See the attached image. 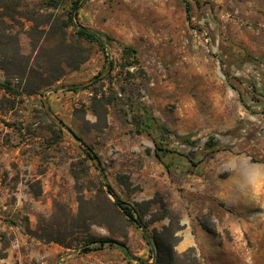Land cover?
<instances>
[{
  "label": "rangeland",
  "instance_id": "obj_1",
  "mask_svg": "<svg viewBox=\"0 0 264 264\" xmlns=\"http://www.w3.org/2000/svg\"><path fill=\"white\" fill-rule=\"evenodd\" d=\"M15 1L27 16L50 10L48 0ZM76 1V24L110 36L108 52L83 42L88 59L51 87L0 90V264H140L119 243L81 251L80 232L60 231L69 212L134 258L156 260L143 230L109 212L98 169L60 122L145 220L169 210L148 223L150 235L173 225L177 249L195 247L204 264H264V0H60L63 12ZM22 20L29 52L33 21ZM124 46L136 50L134 65H124L134 58Z\"/></svg>",
  "mask_w": 264,
  "mask_h": 264
},
{
  "label": "trees",
  "instance_id": "obj_2",
  "mask_svg": "<svg viewBox=\"0 0 264 264\" xmlns=\"http://www.w3.org/2000/svg\"><path fill=\"white\" fill-rule=\"evenodd\" d=\"M48 1L49 12L39 13V15L36 11L38 16H27L15 0H0V69L6 75V79L0 81V90H4L7 94H12L15 97L30 96L51 87L62 78L67 67L75 69L88 59L86 47L82 46L83 42L96 43L103 52H108V42L111 41L110 36L82 24H76L77 10L81 5L79 2L76 1L72 9L66 8L63 12L60 0ZM189 10L190 5H187V11ZM22 18L33 21L32 26L25 30V33L30 38L29 52H24L22 48L20 38L24 27ZM16 27L21 28L16 29ZM70 28L73 29L75 34L76 41L74 43L68 38ZM42 37L46 39L44 38L42 41ZM50 40H54L55 43L49 45ZM60 50L65 51V55L69 56L70 59L66 58L65 60L63 59L64 56L63 58L60 57L57 54ZM44 52L48 54L47 59H43L39 63V56ZM123 52L128 57H134L130 62H125L124 65L131 66L137 63V58L134 56L136 50L133 47L124 46ZM15 77H20V80L18 78L17 82H15ZM83 87L87 88L88 86ZM49 115L54 122H57L56 116L52 112ZM148 119L152 120L153 118L149 115ZM158 128L168 133L171 131L163 124H159ZM60 129L67 130L80 141L87 157L94 162L96 169L100 173V180L103 184L101 191H103V195H105L109 203V212L121 219L131 221L143 230L144 239L156 257L153 264H204L195 247L191 246L184 251L177 249V245L182 239L179 234L180 228H174L173 225L164 226L162 230L155 228L153 234L150 235L147 231L148 223L169 216V210H167V214L152 216L149 221L145 220L146 211L143 210L142 204L133 205L124 201L112 185L109 184L101 166V156L92 147L85 144L82 138L77 136L67 124L60 122ZM182 138L187 143H193L190 136H182ZM217 144L218 142L214 139L208 142L209 148H214ZM159 149L163 150L162 148ZM82 171L84 169L81 168L80 172L74 174L77 182L81 178ZM85 172V175L88 176L89 171L86 170ZM104 187H107V189L105 190ZM78 191L81 192V190ZM109 194L114 197V200L108 196ZM67 214L69 216L67 215L63 221H60L62 228L60 231H63L67 237H71L70 234L73 235L80 232L82 234L79 241L81 251L86 253L103 248L107 244L119 243L129 258L137 259L140 264H150L141 258H134L124 242H117V240L109 236H97L90 232L88 221L81 220L80 216H74L70 212ZM201 225L212 233L217 231L214 224L210 225L202 221ZM63 239L52 238L51 240L60 243L66 248H71V242L67 243Z\"/></svg>",
  "mask_w": 264,
  "mask_h": 264
},
{
  "label": "crops",
  "instance_id": "obj_3",
  "mask_svg": "<svg viewBox=\"0 0 264 264\" xmlns=\"http://www.w3.org/2000/svg\"><path fill=\"white\" fill-rule=\"evenodd\" d=\"M151 264V263H150Z\"/></svg>",
  "mask_w": 264,
  "mask_h": 264
}]
</instances>
